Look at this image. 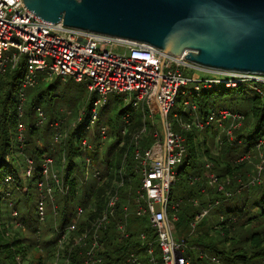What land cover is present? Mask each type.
Segmentation results:
<instances>
[{
    "label": "built area",
    "instance_id": "obj_1",
    "mask_svg": "<svg viewBox=\"0 0 264 264\" xmlns=\"http://www.w3.org/2000/svg\"><path fill=\"white\" fill-rule=\"evenodd\" d=\"M186 54L175 55L137 41L68 27L62 21L58 23L44 21L28 10L23 0H0V81L9 70L17 68L22 61L25 62L17 104L21 120L24 117L28 90L35 88L41 81L53 78H59L64 82L73 80L76 83L85 84L88 90L92 105L90 113L86 119L85 116H81L72 130L77 129L79 125L87 131L93 129L100 117L99 109L107 102L108 95L111 93L124 96L123 136L129 134L136 111L141 109L154 114L155 109L158 113L162 134L158 129L155 130L152 136L153 143L148 148L139 147L138 139L147 132V125L143 122L140 130L133 134L132 140L136 139L135 158L138 161L136 171L141 175L135 214L149 218L157 235L156 243L161 249L164 264H191L185 250L188 249L185 239H177L176 235L181 202L171 203V189L176 184L178 175L175 167L182 164L188 154L186 138L175 130V126H179L181 122V128L186 131L194 128L203 131L213 127V131L221 130L232 137L233 129L239 128L244 118L238 111L218 108L208 112L203 119L198 112L197 103L192 102L188 95L199 96L202 91L213 89L215 86H218L217 88L241 87L245 92L264 95L263 74L208 68L187 60ZM189 86L191 88H188ZM180 97L183 99V109L173 114L177 120L174 125L169 116ZM184 114L190 115L189 121L178 120L177 117H182ZM36 115L37 125L41 126L46 119L41 107L36 109ZM62 123V120H58L52 125L54 143H62L70 136V133L62 130ZM25 129V124L20 121L17 139L23 145V148H19L21 153H24L26 147ZM107 131V126H100L103 139ZM81 146L84 149H92L89 138L82 139ZM256 146L258 148L264 146V137ZM46 156H44L45 159ZM51 157L43 160L39 171L40 178L36 184L39 195L37 217L40 223H43L47 216V201L53 204L55 202L54 190H60L63 195L69 192V185L65 184L66 187H63V177L56 170L55 160ZM35 166L33 159H26L24 169L26 178L35 175L37 170ZM206 168L210 171L207 175L208 188H212L224 198H217L214 202L208 203V207L197 214L191 223L193 230L203 217L209 216L214 207L234 195L212 171L213 167L210 163L206 165ZM263 174L264 166L247 182L242 180L238 183L236 194L249 186L256 187L263 184ZM94 178L98 181L103 179L98 169H95ZM197 182L196 179H191L192 184ZM119 183L117 188L107 191L105 207L101 215L92 223L91 228L79 235L74 240L73 246L65 250L63 255L58 252L53 264L104 263L102 256L104 244L101 235L116 214V207L120 202L119 190L124 186L123 177ZM229 183L230 181L227 182ZM208 188H203V192ZM193 204L199 206L200 201L193 199ZM87 211H95V205L93 203L87 206L79 205L75 219L73 218L72 222L59 232L61 236L57 244L62 249L71 242L72 232L86 217ZM123 211L125 220L128 217V205L123 207ZM11 215L13 219L9 226L23 228L24 224L19 218V211L12 210ZM124 220H119L116 225L120 240L129 237L125 230L128 225ZM219 220L221 223L224 222L225 216H220ZM215 226L218 228V225ZM141 237L143 240L146 239L144 234ZM76 246L84 248L81 251L83 256L81 262L72 261ZM147 252L151 264H157L153 242L149 243ZM200 258L202 264H224L219 257L210 255L204 250H200ZM137 262L138 256L132 253L126 264H137Z\"/></svg>",
    "mask_w": 264,
    "mask_h": 264
},
{
    "label": "trees",
    "instance_id": "obj_2",
    "mask_svg": "<svg viewBox=\"0 0 264 264\" xmlns=\"http://www.w3.org/2000/svg\"><path fill=\"white\" fill-rule=\"evenodd\" d=\"M24 68L25 62L22 61L17 68L9 70L0 81V264H17L16 257L18 254H21L23 258L26 257V246L24 245L23 239L19 238L18 236L12 237L9 233L10 222L7 219H13L11 215L12 210L19 211V218L23 224L32 225L34 228H37L35 222H32V219L37 221V224L40 223L37 217V203L39 195L36 184L40 178L39 171L45 153H43L44 149L40 148L37 144L36 139L43 132L40 126L37 125V121L33 119V113L36 112L38 107H41L44 104L50 106L52 103H54L56 98L53 95L54 84L48 83V81H41L35 88L31 89L32 93L33 91L35 92L33 95L30 94L32 98H30L28 104L26 103L24 117L21 120L19 118L17 104ZM57 80L60 79L57 78ZM238 91L243 92L241 87L218 89L213 88L202 91L199 96L195 94L188 95V98L192 102L197 103L198 112L204 119L207 113L213 109L227 108L232 111H238L239 108L234 104L236 99L235 96H237ZM28 95L29 93L27 92V97ZM251 96L252 97H249L251 103L246 105L243 113L246 116V120L249 116H252L254 122L251 125L248 121H246L241 130L236 132L237 140L243 139L248 145L245 148V151L248 147H256L257 143L264 137V95L262 96L257 93H253ZM216 98H221V100L217 102L215 101ZM227 101L229 104H227ZM178 102H183L182 97L178 98ZM119 104H121V102ZM91 106L92 105L90 104L88 95L85 119L90 113ZM120 111L121 112H119L117 115V119L119 120L120 118L121 121L124 110L121 109ZM20 121H22L26 127V147L24 151L27 155L24 157L19 154L20 149L18 148L20 141L17 139V129ZM109 121L110 122L108 123V126H114V121L111 119ZM101 125L102 124L98 123V126ZM141 125L142 116L140 114L131 127L134 129L141 127ZM131 127L130 129H132ZM152 128L153 125L149 124V127L147 126V131L148 129L151 130ZM175 130L185 136L188 147L187 157L182 163L183 167L178 170L176 184L182 185L184 176L186 178L184 181L187 183L186 187L191 190L190 192H183L186 188L181 187L178 201L181 202V204L179 210V220L177 222L178 234L185 237L184 239L189 246L187 255L190 258V263L202 264L200 250H204L210 253V255L219 257L224 264H264V229L262 232L251 233V231H248L249 227H256L257 221H261V223L264 225V184L248 190V192H252V194L246 198L247 202H250L252 199V204L261 208L260 214L250 216L251 213L246 212L245 206L237 205L236 203L238 202H236L235 199L224 200L223 204L219 207V211L225 214L226 221L219 224L221 225L220 228H216L215 225L217 224L214 223L215 221L213 222L210 216H206L202 218V220L197 224L196 228L192 231V221H194L197 214L207 206L206 204L202 203H200L199 206H195L193 204V199H195V196L200 194V191L194 192L196 187H191L192 184L190 183L191 178L198 172L195 167L198 160L197 154L200 150V146H198L200 145V140H198L200 133L197 130L182 131L178 125L175 126ZM88 132H90V130L87 131V129L82 128L81 125H79L77 129L73 130L67 141H63L61 143L64 145L67 142L65 147L61 146L62 148L59 153L60 157H58L57 161H55V166L57 165V169L60 168L61 156L63 152H67L68 162L65 164L64 170L66 173L64 178L66 179V183L69 185V192L65 196H60V199L58 200L59 212L61 215L59 222L60 231L64 230L72 222L73 213L75 212L76 206H87L90 203L95 205V211H87L86 217L79 224L78 228L73 231L74 233L72 232L70 238L71 242H74V236L83 233L85 229L91 228L92 223L101 215L106 204L103 187L94 185L91 188L92 191L88 189H80L81 182H79L80 179L78 177L82 176L84 165L82 167L81 163L76 161V158L82 157V152L80 149L81 140L88 138ZM97 133L100 134L99 127L96 130V134ZM213 134L217 133L213 131ZM254 135H257V137L253 138L252 136ZM118 136L119 137L116 142L118 145L116 153L119 151L118 158L113 157V160L107 163V166L105 167L106 173H104V175L105 177L110 178L109 181L114 178H118L120 180L121 177H123L125 179L124 186L129 187L130 184H135V187L138 188L141 184V179L137 177L139 176V173L136 171L137 165L134 163L137 161L135 158L136 146L134 143H132L131 132L124 137L122 135V130L119 129ZM96 138H98V140H96ZM122 140H124V144L119 146ZM97 141H99L98 144H101L99 136L95 137V143H97ZM95 143L93 146L96 145ZM150 145L151 144L144 148H148ZM231 146L232 145L229 144L226 135H224L223 146L221 149L222 154L220 153L223 155L222 158L225 156L224 152L232 149ZM94 150L97 152L98 146ZM96 152L93 153L94 159L95 156L97 157ZM18 158L21 159L22 164L19 163ZM27 158L34 160L36 165L35 167L37 169L35 175L30 178H26L23 175L24 169L26 168ZM216 158L217 157L212 156L213 161H216ZM226 159H228V157H226ZM189 160H191V162H189ZM126 162L128 163L126 168L127 173L126 175H123V173L119 172V170L124 163L126 165ZM244 164L247 163H241L235 167L233 163L229 162L228 160L226 161L225 166H222V168L219 170H215V167L214 171H216L220 177L225 178L229 175L237 173L238 171H242L244 168L243 166H245ZM76 167H78V174L81 175H78V177H73L71 176V172L73 169H76ZM190 167L191 171L189 172ZM241 174L243 175V173ZM137 179H139V182H137ZM175 186L171 189L172 199L175 194ZM135 187L133 192L136 191ZM22 189L26 190V192L19 191ZM80 192L81 194L79 195ZM191 193L193 194L192 196ZM215 193L217 198H224L220 193ZM185 194L187 197H181ZM9 199H14L16 201H14L15 203L12 201L6 205ZM23 199H25V204L21 205ZM128 199V192H125L121 195L120 202L116 207V214L111 218L108 228L105 229L101 235V240L104 244V249L102 252V256L104 258L103 264H126L127 259L132 253L138 257L143 252L147 254L150 242L154 243L155 256L158 258V264H164L161 249L156 243L157 235L155 229H153L151 226L150 220L147 216H131L129 221L132 223L134 222L133 224H147L148 227H145V229L142 231L137 232L133 229H128L130 233L129 237L124 240L119 239L116 225L119 220L123 219L124 213L122 211V207L128 202ZM33 215L35 216L34 218ZM234 217L238 218L236 222L234 221ZM35 231H37V229H35ZM142 234L146 236L145 240L142 239ZM60 236L61 235L58 234L56 240L46 242L45 249L57 244L58 238H60ZM83 250L84 248L80 247L74 251L72 256L73 262L82 261L83 256L81 251ZM260 257L261 259H258ZM256 259L259 260L260 263L254 262ZM42 260L43 257L41 254H39V264H42ZM147 263L150 264L149 259H147Z\"/></svg>",
    "mask_w": 264,
    "mask_h": 264
},
{
    "label": "rangeland",
    "instance_id": "obj_3",
    "mask_svg": "<svg viewBox=\"0 0 264 264\" xmlns=\"http://www.w3.org/2000/svg\"><path fill=\"white\" fill-rule=\"evenodd\" d=\"M205 76H207L205 74ZM48 81V83L54 84V91H53V95L56 97L54 103H52L50 106L49 105H42L41 109L44 111V115L46 116V119L44 121V123L41 124L40 128L42 129V132L37 140V144L40 148L44 149L43 153L44 156H46V159L51 157L49 155H52L53 159L55 161H57V158L60 157L59 153L61 151V146L66 145V143L64 145H62L61 143H54L53 141V131L54 128L52 127V125L57 122L58 120H62V130L67 132V133H72L73 130L72 128H74V124L76 123L77 120H79V118L81 116H85L86 113V105H87V100H88V90L85 86V84H80V83H76L73 80H68L67 82H64L62 80H57V78H53L51 80H46ZM188 88H191V86H189ZM35 90V89H34ZM243 90V89H242ZM35 91H31L28 90V97L27 100L25 101V106L26 103L28 104L30 101L31 95L30 94H34ZM254 93V92H253ZM253 93H248V92H240L238 91V94L234 101L235 106H237L238 112H240L244 118L242 120V125L238 128L233 129V136H229L226 135L227 133L224 131L220 132H216L217 134H213V127L211 129L208 130H197L196 128L189 130V131H193V130H197L200 133L199 139L200 140V150L197 154L198 160L196 163V167L195 169L198 171L196 174H194V176L191 179H196V184H192L191 182V187H196L194 192H199L200 194L198 196H195V199H198L200 201V203L202 204H206L207 206L205 208L208 207V203L214 202L217 198L216 195V191H214L212 188H208V177L207 175H209L210 171H206V165L208 163H210L212 168V171L215 172L217 174L215 170H219L222 168V166H225L226 161L229 160V162H232L233 165L235 167H237L238 165H240L241 163H247L244 164L245 166H243L244 168L242 169V171H238L235 174L229 175L228 177H220L218 174V176L220 177L221 181L224 182L226 184V188L228 190H230L234 195L227 200H231V199H235L237 205L239 206H245L246 212H250V216L251 215H256V214H260L261 212V208L260 207H256L254 206L252 203V199L250 200V202L246 201V198L252 194V192H248V190H251L253 187L249 186L246 189H244L242 192L236 194L238 191V183L245 181L247 182L250 178L254 177L257 175V173H259V169L264 166V146H262L261 148H258V146L256 147H248L247 150L245 151V148L248 146L246 144V142L243 139L237 140L236 138V132L241 130V128L244 126V124L246 123V121H248L251 125L254 122V119L252 116H249L246 120V116L243 113L244 108L246 107V105H248L249 103H251V101L249 100V97H252L251 95H253ZM123 95L120 94L118 95L117 93H111L108 95L107 98V102H105V104L100 107L99 109V113H100V118L97 122V124L94 125L93 129H90V132H88V138H89V143L92 145V149H84L83 146H81V152H82V157L81 158H76V161L78 163H81L82 167L84 165L83 168V172H82V176L81 174H78L77 169L78 167H76V169H73V171L71 172V176L73 177H78L80 179L79 182L80 183V189H88L92 191V186L96 185L98 187H103V192H105V198H107V191L112 189V188H117V186L120 184V180L118 178H114L111 181H109V177H105L104 173H106V166L108 162H111L113 160V157L118 158V153H116L118 145L116 144L117 140H118V135H119V129L122 130L123 129V122L122 119L120 121L117 119V115L119 114V112H121L120 110L123 109L124 103H123ZM29 98V99H28ZM221 100V98H216L215 101L219 102ZM121 102V104H119ZM227 104H229V102L227 101ZM181 109H183L182 107V103L177 102L175 108L173 109V111L170 113V120L174 123V125L176 124V118L174 117V113H178V111H180ZM155 113L152 114L151 112L145 110H138L134 113V117H133V121H132V125L134 124L135 120L137 117H139V115L141 114L142 116V124L143 122L146 123V125L149 127V124L153 125V128L150 130L148 129V131L146 133H144L139 139V147H146L149 144L153 143V135H154V131L155 130H159L160 134H162V127H161V120L160 117L158 115V113L155 111V109L153 110ZM140 113V114H139ZM186 115V116H185ZM178 120L180 121L181 119L183 121H189L190 120V115L189 114H184L182 117H177ZM33 119H35L37 121L38 117L36 115V112L33 113ZM114 121V126L109 124V120ZM98 123L102 124L103 126H107L108 127V131L106 134V137L103 139L101 137V134H96V130L99 127L100 130V126H98ZM181 123V122H180ZM179 123V127L182 131H186L184 129L181 128ZM113 124V123H112ZM122 125V126H121ZM49 126V127H48ZM142 126V125H141ZM132 128V127H131ZM141 127H137V128H132L130 129L129 133L131 132V136L133 137V134L136 133L138 130H140ZM151 131V132H150ZM226 133V134H225ZM226 135L227 140L229 142V144H231L232 149L224 152L225 156L222 158L223 155L222 154V146H223V136ZM100 137V143L98 144L99 141H97V143H95V137ZM125 137V136H124ZM253 138L257 137V135L252 136ZM96 140H98V138H96ZM101 140L103 142H101ZM134 140V142H133ZM132 140V143L135 144L136 139L134 138ZM25 141H26V137H25ZM67 141V140H65ZM122 142H124V140H122L119 144V146H122ZM94 143L96 144L95 146ZM199 144V143H198ZM98 146V151L96 152L94 149ZM18 148H23V145L20 144V146H18ZM141 148V149H142ZM17 149V147H16ZM208 151V152H207ZM24 153H21L19 151V154H21L22 157H24L26 154L25 151H23ZM97 153V157L93 156V153ZM244 152V153H243ZM116 153V154H115ZM221 153V154H220ZM243 153V154H242ZM18 155V154H16ZM221 155V156H220ZM213 157H217L216 161H213L212 159ZM20 157V156H19ZM51 157V158H52ZM226 157H228V159H226ZM45 158H43L44 160ZM45 159V160H46ZM19 163H21V159L18 158ZM188 161V159H187ZM68 162L67 159V152H63L62 156H61V161H60V168L57 169V165L55 166L56 170L62 175L63 177V187H66L65 184L66 183V179L64 178L65 175V164ZM85 162V163H84ZM189 162H191V160H189ZM134 163H136V165H138L137 161H135ZM22 164V163H21ZM127 162L126 165L125 163L123 164V166L120 168L119 172L123 173V175H126V168H127ZM135 165V166H136ZM137 167V166H136ZM181 167H183V164H178L175 169L178 171ZM133 168H134V164H133ZM95 169H98L101 173V175L103 176L102 181H98L94 178V172ZM191 167L189 168V172ZM204 169V172H203ZM137 170V169H136ZM138 172V171H137ZM139 173V172H138ZM243 173V175L241 174ZM25 177V174H23ZM139 176H137L139 179H141V175L140 173L138 174ZM236 175V176H235ZM10 176V174H9ZM115 176V174H114ZM113 176V177H114ZM139 179H137V182H139ZM186 178L183 176V184H174L172 186V188L175 186V194L174 197L171 201V203H175L179 201V197H180V190L181 187L182 188H186L183 192H190L191 190L186 187L187 183L184 181ZM125 181V179H124ZM230 181L229 184H227V182ZM262 181H264V174H263V179ZM264 184V182H263ZM263 184H260L258 186H261ZM141 186V184H140ZM140 186L138 188L135 187V184L133 185H129V187L127 186H122L120 188V199H121V195L124 194L125 192H128L129 195V199L128 202L123 205L127 206L129 208L128 211V217L124 220V216H123V220L127 223L128 228H125V230H127L128 234L129 231L128 229H133L134 231H142L143 229H145V227H148L147 224H133L131 221H129V218L133 215H136V196L138 194V190L140 189ZM204 186V187H203ZM256 186V187H258ZM134 187L136 188V191L133 192ZM193 187V188H194ZM210 187V186H209ZM203 188H208L203 192ZM20 192H26V190H19ZM81 191V190H80ZM90 192V191H89ZM136 193V194H135ZM36 194V193H35ZM54 194H55V202L54 204L50 201H47V220L45 219V221L43 223H38L37 221H34L32 219V222H35V225L37 228H34L32 225H28V224H24L23 228L22 227H14V226H10L9 228V233L10 236H18L19 238L23 239L24 241V245L26 246V257L23 258V256L21 254H18V256L16 257V262L17 264H39L38 261V257L39 254L42 255L43 260H42V264H53L56 259H57V253L60 252L61 255H63V252L65 250H69L72 246L74 242H69L65 247H63V249L59 246V244H54V246L52 247H48L47 249H45V243L48 241H53L56 240L57 235L60 232L59 229V222L61 219V215L59 212V205H58V200L60 199V196H65L63 194H61L60 190H54ZM61 194V195H60ZM81 194V192L79 193V195ZM78 195V196H79ZM193 194L191 193V196ZM181 197H187V195H182ZM214 199V200H212ZM15 203L14 199H9L7 204L8 205L10 202ZM25 199H23V202H21V205L25 204ZM208 202V203H207ZM223 204V202L219 205L214 207L211 211L209 216L212 218V221L218 225V228L221 227V225H219L221 223L220 220H218V218L220 216H225V214H223V212L221 213L219 211V207ZM8 207V206H7ZM78 206H76L77 208ZM123 207H122V211H123ZM9 208V207H8ZM75 208V212L73 213V218L75 219V213H76V209ZM124 212V211H123ZM34 213V212H33ZM35 215V214H34ZM33 215V218L35 217ZM235 218V217H234ZM226 219V216H225ZM9 222L12 221L9 219H7ZM238 220V218H235V222ZM226 221V220H225ZM133 224V225H132ZM35 229H37V231H35ZM192 229V226H191ZM264 229V225L261 223V221H257L256 222V227H249L248 231H251V233L254 232H262V230ZM87 229L84 230V232ZM219 230V229H218ZM193 231V229H192ZM239 231V229H238ZM83 232V233H84ZM81 233V234H83ZM81 234H77L76 236H74V240H76L79 235ZM187 234V233H186ZM185 234V235H186ZM177 239H184V236H181L178 234V230H177ZM249 246V245H248ZM80 246H76L74 248V251L76 249H79ZM189 249V246H188ZM188 249L186 248L185 250L188 251ZM208 253V252H207ZM210 254V253H208ZM149 259L150 262V256L147 252V254L145 252L141 253V255H139L138 257V262L137 264H148L147 263V259ZM258 259H261L258 258ZM156 260L158 261V258L156 257ZM254 262L256 263H260L259 260H255ZM151 264V262H150ZM158 264V263H157Z\"/></svg>",
    "mask_w": 264,
    "mask_h": 264
},
{
    "label": "water",
    "instance_id": "obj_4",
    "mask_svg": "<svg viewBox=\"0 0 264 264\" xmlns=\"http://www.w3.org/2000/svg\"><path fill=\"white\" fill-rule=\"evenodd\" d=\"M44 21L264 75V0H23Z\"/></svg>",
    "mask_w": 264,
    "mask_h": 264
},
{
    "label": "bare ground",
    "instance_id": "obj_5",
    "mask_svg": "<svg viewBox=\"0 0 264 264\" xmlns=\"http://www.w3.org/2000/svg\"><path fill=\"white\" fill-rule=\"evenodd\" d=\"M217 87H218V86H215V89H218Z\"/></svg>",
    "mask_w": 264,
    "mask_h": 264
}]
</instances>
